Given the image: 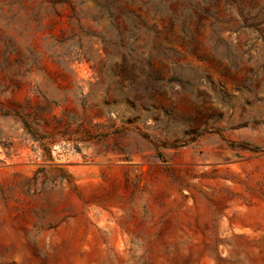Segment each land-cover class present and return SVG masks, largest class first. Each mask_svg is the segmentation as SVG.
Returning a JSON list of instances; mask_svg holds the SVG:
<instances>
[{"label": "rangeland", "instance_id": "rangeland-1", "mask_svg": "<svg viewBox=\"0 0 264 264\" xmlns=\"http://www.w3.org/2000/svg\"><path fill=\"white\" fill-rule=\"evenodd\" d=\"M139 6L130 59L93 0H0V264H264V0Z\"/></svg>", "mask_w": 264, "mask_h": 264}, {"label": "trees", "instance_id": "trees-1", "mask_svg": "<svg viewBox=\"0 0 264 264\" xmlns=\"http://www.w3.org/2000/svg\"><path fill=\"white\" fill-rule=\"evenodd\" d=\"M99 9V18L110 21L108 35L99 34L100 41L109 47L114 45L125 50L124 56L130 59L142 57L145 53L138 48L148 49L149 44L160 43V31L156 30V24L148 25L147 19L129 6L135 4L138 8H151V18L157 17L159 20L168 19L166 28L177 26V34L181 39L194 40L191 25L197 29L202 15L212 14L203 11L201 5L212 0H93ZM240 2V1H239ZM169 6H175V10ZM170 50V48H167ZM165 53V52H164ZM152 50L148 56H152Z\"/></svg>", "mask_w": 264, "mask_h": 264}]
</instances>
